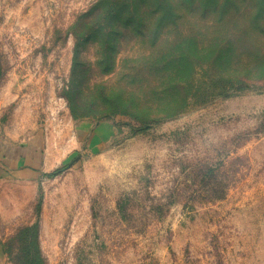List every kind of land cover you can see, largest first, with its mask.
Returning <instances> with one entry per match:
<instances>
[{
  "label": "rangeland",
  "instance_id": "rangeland-1",
  "mask_svg": "<svg viewBox=\"0 0 264 264\" xmlns=\"http://www.w3.org/2000/svg\"><path fill=\"white\" fill-rule=\"evenodd\" d=\"M93 1L0 0V142L35 138L52 161L36 181L0 180L4 264L16 261V230L34 224L45 264H264V85L220 91L197 70L169 102L149 43L125 42L92 83L183 107L149 121L74 119L70 27ZM81 54L96 57L91 45ZM79 120L97 136L84 126L77 138Z\"/></svg>",
  "mask_w": 264,
  "mask_h": 264
},
{
  "label": "trees",
  "instance_id": "trees-1",
  "mask_svg": "<svg viewBox=\"0 0 264 264\" xmlns=\"http://www.w3.org/2000/svg\"><path fill=\"white\" fill-rule=\"evenodd\" d=\"M70 28L75 45L63 96L74 119L121 114L149 121L183 107L146 106L127 85L92 83V68L111 72L125 42L149 43L145 57H155L150 71L165 81L161 90L169 102L183 88V76L189 74L192 85L197 70L220 91L264 85V0H94ZM90 45L93 62L81 54ZM11 239L18 246L14 264H45L35 224L18 228Z\"/></svg>",
  "mask_w": 264,
  "mask_h": 264
},
{
  "label": "crops",
  "instance_id": "crops-1",
  "mask_svg": "<svg viewBox=\"0 0 264 264\" xmlns=\"http://www.w3.org/2000/svg\"><path fill=\"white\" fill-rule=\"evenodd\" d=\"M87 122V123H86ZM86 120L74 121L73 134L77 138L82 137L84 126L90 128L92 137L96 135V127L93 129L92 123ZM96 126V125H95ZM77 132H76V131ZM45 143L41 144L32 138L26 145H8L4 142H0V180H15L23 182H33L38 180V170H48L52 167V161L47 160V156L40 153L44 150ZM39 156L37 157L36 153ZM34 157V158H33ZM37 157V158H36ZM58 157V156H57ZM55 157V159H57ZM33 158V160H31ZM62 157L59 158L61 160ZM58 160V162H60ZM33 161V163H32ZM58 162L56 164H58ZM54 164V165H56ZM0 264H4V255L0 248Z\"/></svg>",
  "mask_w": 264,
  "mask_h": 264
}]
</instances>
